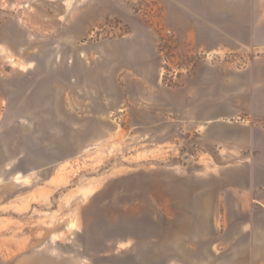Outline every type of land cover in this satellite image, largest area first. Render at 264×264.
<instances>
[{
    "label": "rangeland",
    "instance_id": "1",
    "mask_svg": "<svg viewBox=\"0 0 264 264\" xmlns=\"http://www.w3.org/2000/svg\"><path fill=\"white\" fill-rule=\"evenodd\" d=\"M251 8L264 19V0H0V264L213 263L215 230L198 227L182 184L235 156L141 122L138 85L119 119L117 77L140 59L166 86L203 65L236 81L264 56V28L244 44L246 28L229 22Z\"/></svg>",
    "mask_w": 264,
    "mask_h": 264
},
{
    "label": "crops",
    "instance_id": "2",
    "mask_svg": "<svg viewBox=\"0 0 264 264\" xmlns=\"http://www.w3.org/2000/svg\"><path fill=\"white\" fill-rule=\"evenodd\" d=\"M250 14V18L229 20L231 25L246 28L249 37L242 40L244 44H253L256 28H264V19H254L252 8ZM207 26L221 25L209 19ZM190 34L197 37L195 30ZM215 42L209 46L218 44ZM149 68L145 69L139 59L119 72L117 85L124 91L125 100L117 108L118 118L127 117L130 85H138L141 91L134 107L139 109L141 122L153 127L164 124L166 131L175 125L182 134H197L199 139L213 141L218 153L234 155V160L199 172L192 183L183 182L181 195L185 201L190 200L198 227L207 225L215 230L209 247L212 264H264V56L252 58L236 74L237 87L234 79L216 78V68L205 65L199 66L191 78H180L172 86L162 84L157 62ZM233 90L248 91V102H241L242 96H238V102L228 98L226 92ZM224 106H247L251 115L239 121L225 119L221 115ZM206 107L211 108L208 121ZM167 136L175 138L173 133Z\"/></svg>",
    "mask_w": 264,
    "mask_h": 264
},
{
    "label": "built area",
    "instance_id": "3",
    "mask_svg": "<svg viewBox=\"0 0 264 264\" xmlns=\"http://www.w3.org/2000/svg\"><path fill=\"white\" fill-rule=\"evenodd\" d=\"M164 72H165V70H164ZM164 72H162V74H161V76H163L164 75ZM169 72V71H168ZM169 78H173V79H175L176 78V74L175 73H172V72H169Z\"/></svg>",
    "mask_w": 264,
    "mask_h": 264
}]
</instances>
